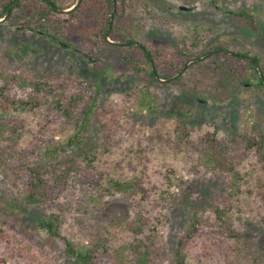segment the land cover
<instances>
[{"label":"rangeland","instance_id":"rangeland-1","mask_svg":"<svg viewBox=\"0 0 264 264\" xmlns=\"http://www.w3.org/2000/svg\"><path fill=\"white\" fill-rule=\"evenodd\" d=\"M53 1L73 4L68 11L80 0ZM117 8L122 16L114 18ZM110 11L119 41L131 37L159 54V69L179 59V49L209 54L146 88L135 71L118 65L125 48L113 53L97 37L107 19L97 6L78 25L58 29L64 49L19 23L0 22V73L15 93L5 115L24 127L16 129L18 138L8 125L0 135V264H77L38 227L45 212L24 204L20 191L26 167L61 168L72 157L94 161L100 185L87 188L70 178L52 211L60 210L63 235L95 250L96 264H139L145 256L134 251L137 245L152 250L144 264H173L177 239L195 215L200 232L183 248L184 264H264V148L248 150L246 142L264 134V98L240 85L241 61L212 52L222 46L264 66V0H119ZM240 11L253 23L237 18ZM23 45L38 53H23ZM177 77L183 78L172 84ZM79 81L100 84L97 94H83L82 109L92 112L82 135L58 127L54 141L64 153L49 159L43 144L28 153L53 100L81 95ZM205 133H216L215 152L196 148ZM115 180L133 188L115 192Z\"/></svg>","mask_w":264,"mask_h":264},{"label":"trees","instance_id":"trees-1","mask_svg":"<svg viewBox=\"0 0 264 264\" xmlns=\"http://www.w3.org/2000/svg\"><path fill=\"white\" fill-rule=\"evenodd\" d=\"M92 1L94 4H91ZM118 2L119 0H80L71 10L66 11V9L73 4L69 7H61L53 0H0V19H2L0 22L9 21L13 25H18L19 23L21 30H32L64 49L68 47V44L60 39V30L58 29L61 26L67 29V27L78 25L81 15L89 9L90 5L97 6L98 11L101 14L104 16L107 15L106 22L102 23L101 26L95 30L98 34L97 37L101 39L105 45L109 46L113 53L120 52V48H125L121 58H119L118 65H123L124 68H126V71L129 69L135 71L140 78L145 80L146 88H149L153 84H160L157 77L166 79L175 76L178 73H181L184 66L189 61H193L191 65H197L200 62L198 59L209 54L208 52H204L199 55H194L191 51L184 52V48L179 49V59L165 60L162 68L159 69L157 62L159 54L155 55L156 52L144 47L141 43L136 42L134 38L127 37L124 40L119 41V38L114 35L112 30V13L110 10ZM41 4L43 6H41ZM117 16H122L119 13L118 8L114 11V18H117ZM235 16L240 19H245L250 24L253 23L252 15L247 11L235 13ZM109 39L111 41H109ZM121 44H123L124 47H119ZM20 50L23 53H38L36 49L24 45ZM221 50H224L223 47H216L212 51L213 55H216L217 52ZM224 54L228 53L225 52ZM88 56V54H84V56L82 55V57L85 58ZM229 57L237 59L244 64V67H242L243 72L239 75L240 85L246 90L252 87L258 89L264 98V66H260L259 60L250 57L253 62H255L254 64L238 55L230 54ZM151 62H157L155 69L156 67L158 69H156L155 72L152 71ZM229 67V70H232V66ZM172 69L174 70V73L171 75L161 76L157 72V70L165 71ZM231 72L227 71V74L229 76L233 75ZM182 78L183 77H177L173 80L172 84H177ZM2 79L0 73V99L5 101L4 105H0V107L2 106L3 108L2 111H0V135L3 134L5 128H8V125L11 127L10 135L19 137L21 133L18 130H24L22 122L8 119L9 117L5 115V112L8 109L7 105L14 103V100H11L14 98V88L9 83H3ZM78 87L81 90V95L68 98L66 94L62 93L61 96L53 100L49 112L46 115V119L40 127L41 129L32 139L31 145L27 151L28 153L34 155L41 144L44 145L46 157L49 159L54 160L58 155L64 153L65 146L63 143L54 141L53 133L58 127L62 130H74L76 138H78L79 135H82L86 124L90 121V115L92 112L91 106H87L86 110L82 109L84 101L83 94H97L100 89V84H90L85 81H79ZM3 96L4 98H1ZM20 102L23 104L22 106H30L28 100L23 101L21 99L19 100V103ZM93 102H95V98L91 101V103ZM13 124L14 127H12ZM185 129H187L186 132L189 135V126L185 125ZM50 133L51 138H48L46 135ZM215 134L205 133L202 135L199 138L201 143H199L200 145L197 143L195 145L196 148L198 149L200 146L205 145L204 148L215 152L218 149V141L214 139ZM246 142L248 150L256 148V150L261 151L264 148V134L259 136L250 135L246 138ZM1 159L0 151V162ZM78 160V157H72L66 160L61 168H49V166L44 167L39 164H32L26 167L23 177L20 178V191L22 192L21 198L24 204L38 207L45 212L42 217L37 218L38 227L46 232L47 235L61 247L67 257L74 259L77 264H96L95 250L81 249L63 235L61 232L62 218L59 214L60 210L52 211L53 207L57 206L58 209L60 208L59 203L57 204L56 201L60 198L70 178H75L82 186L87 188L94 189L99 187L101 176H98L94 161L89 160L87 157L83 159L84 162H79ZM111 186L115 192H128L133 188L132 183L121 182L118 180L112 181ZM200 224V217L198 218L195 215L192 222L182 231L177 239L173 264H184L183 248L188 241L200 232ZM134 251L145 256L143 257L145 259L144 261L140 258L137 259L139 264L146 263L147 257H149V261L151 260L150 252L152 250L147 245H137L135 246Z\"/></svg>","mask_w":264,"mask_h":264},{"label":"water","instance_id":"water-1","mask_svg":"<svg viewBox=\"0 0 264 264\" xmlns=\"http://www.w3.org/2000/svg\"><path fill=\"white\" fill-rule=\"evenodd\" d=\"M178 9H179V11H183V12H188V11L191 10L190 8L185 7V6H179ZM190 62H192V61H189L188 63H186V65L184 66V68H183V70L181 71V73L185 70V68L188 66V64H189ZM151 64H152V71L155 72V69H154V66H153V65H154L153 62H151ZM181 73H178L177 76H179ZM174 78H175V77H173V78H171V79H174ZM157 79H158L159 81H164L163 79H161V78H159V77H157ZM169 80H170V79H169ZM167 81H168V80H167Z\"/></svg>","mask_w":264,"mask_h":264},{"label":"flooded vegetation","instance_id":"flooded-vegetation-1","mask_svg":"<svg viewBox=\"0 0 264 264\" xmlns=\"http://www.w3.org/2000/svg\"><path fill=\"white\" fill-rule=\"evenodd\" d=\"M178 10H179V9H178ZM181 12H183V11H181ZM217 47H222V46H217ZM223 49H224V48H223ZM225 52L228 53L229 55H230V54H233V55L241 56V57H243L244 59L253 62V60H252L249 56H245L244 54L232 53V52L227 51L226 49L221 50V51H219V52H217V53H225ZM253 63L255 64V62H253Z\"/></svg>","mask_w":264,"mask_h":264}]
</instances>
